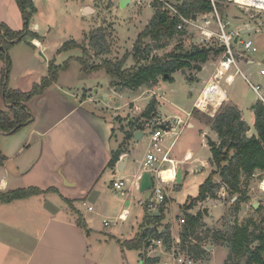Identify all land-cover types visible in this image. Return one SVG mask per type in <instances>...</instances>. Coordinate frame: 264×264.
<instances>
[{"label": "crops", "instance_id": "crops-1", "mask_svg": "<svg viewBox=\"0 0 264 264\" xmlns=\"http://www.w3.org/2000/svg\"><path fill=\"white\" fill-rule=\"evenodd\" d=\"M32 1L37 12H39L40 9L36 6V0ZM119 1L121 2L122 0ZM17 4V0H0V23L5 24L13 31L20 32L23 30L24 19L21 9L18 8ZM81 10L82 12H88V10H91V12L97 11L93 8L92 3L84 4L81 6ZM36 15L31 20L29 30L36 33L37 37L33 38L32 36H28L27 38H30V43L27 42L28 39H24V42L22 41V43L16 44L10 51H15L16 47L23 43H29V50L32 48L35 50L42 48L48 49L46 42L52 29L45 30L44 33L35 31L39 29V25L35 22ZM224 21H228V19L225 18ZM229 22L230 25H234L237 29L239 28L241 33L247 31L248 34L252 32L251 28H244L243 21L240 19L236 21L229 19ZM59 50L45 58L46 64L44 65L45 73L43 78L48 76L49 63L56 60L57 55L60 57ZM220 60L221 55L215 57L214 60H208L201 66V71L192 74L194 79L197 80V85L203 87L202 91L208 84L214 83V75L218 70ZM23 61L27 66L30 64V53H25ZM245 62L249 66L255 60L250 58V60L243 61L242 63ZM3 67L5 66L2 62L0 64V110L8 112L12 106L6 103L3 94ZM71 68L72 66L70 64L68 70L59 73L58 81L49 87L48 90L24 104L31 115L29 123L16 132L7 133L0 131V135L6 137L20 133L16 135L17 137L14 138L12 144L6 141L1 145L0 193L28 188H38L45 192L41 195L17 200L12 203L0 204V264H146V254L148 253L146 245L141 250H129L122 248L121 242L132 240L140 232L155 228V224H147L146 219L151 216L147 215L142 206V203L149 197L146 192H142L144 173L149 172L150 167L155 168L157 166V164L154 166L146 165L147 156L152 150L147 149V153H145L143 159L139 162L140 166L136 172L133 171V168H130L131 158L135 150L134 147L143 140L147 131L143 127H138V123L136 122L138 120L137 118L133 119L132 117L127 127V122H121L118 117L120 114H113L111 112L112 109L109 108L110 113L105 110L107 114L98 111V108L102 107L97 103V99L95 98V95L99 93L98 90L93 93L95 97H91L90 89L88 88L83 87L81 90L75 92L74 85H60L62 83V75L68 73ZM11 70H14V64H12ZM81 71L82 68L80 67L79 78L82 74ZM16 74L17 71L15 70L14 75ZM235 75V73H228L227 76L233 77L232 81L227 83L225 76L218 84L219 91L217 93H220V96L223 93L225 98L220 104L217 103L218 105L216 103L210 105L209 112H211L208 116L213 118L223 104H231L240 111L241 119L249 127L247 136H257L253 107L259 100L251 106H247L244 97L240 93L228 91V89L235 85L238 79ZM187 78L189 81L194 80L189 79V76ZM109 85L112 88L113 81L111 78ZM18 87H13L11 91L28 93L30 90V88L18 89ZM64 88L72 91L66 92ZM50 89L52 90L50 91ZM202 91L197 96L192 110L190 109V111L186 112V114L192 113V117L188 118L185 115L184 119H181V121L186 120L183 123L186 128L193 129L198 123L199 126L206 124L212 127L206 121H201L202 117L205 118L203 115H207L205 112L201 114V118L195 117L196 113L197 115L199 114L197 109H195V104ZM160 93L162 97L156 100L158 104L155 106L157 112L154 119L166 122L167 120L164 119L163 115H160L158 109L162 100H165L164 93L162 91ZM218 94L215 95V98H217ZM68 98H72L73 101L70 102ZM136 103L135 108L140 107L138 102ZM124 108L125 105L120 106L117 111L124 110ZM246 111L251 113L249 119L245 118ZM37 112L41 113L39 118L37 115L40 113ZM141 120L143 118L139 120V123ZM131 124H136L137 127L131 129ZM179 126L176 127L178 128ZM138 132L139 137L136 140L135 134ZM180 133L176 132L175 141ZM214 133L216 134V139L211 136H206L207 141L205 140V144L210 152L209 162L203 161L202 164L195 166V164L199 161L202 162V160L195 158L194 152L191 149L187 150L184 158L177 156L173 153V143L172 146L167 147L171 149L169 155L171 162L166 167L159 168V170L172 169L171 176L173 179L167 180L168 186L163 185L167 192V203L164 219L161 223L162 227L159 229L168 228L173 242L181 240L182 226L179 221L182 216L185 217V214L196 216L207 209L208 216L203 213V226L209 230H220L226 221L231 222V218L227 216L229 210L233 213L234 223L236 221L241 225L250 219L247 217L248 213L246 212L248 205L254 208L253 203L256 199H260V207L264 204L262 184L259 185L260 191L258 193L252 187L251 190L256 193L255 196L252 192H249V184L250 182H254V177H251L243 187L247 191L246 198H248V201L240 204V210L237 215L234 213V210L238 196L233 198L232 206L228 207L225 197L230 195V193L223 186L216 193L217 199L208 198L204 202L195 204L191 210L185 213L184 206L188 204L189 198H195L188 197L183 205H179L180 215L176 217L177 221L167 219V214L171 211L169 204H171V201H174L170 196V192L176 190L179 185L176 182L177 172L181 170L182 182L184 181V177L192 172L193 167H196L195 170L198 171L204 167H209L211 174L212 166L210 162L212 153L209 141L219 143L218 134L215 131ZM129 134H133V136L130 140H126ZM117 151L121 152L119 161L125 157L128 159L125 167L123 166V172H119L117 168L119 161L115 167H109L113 154ZM254 174H259L262 178L264 176L262 172H256ZM119 180L125 181V188H128L127 190L125 188L120 191L114 190V182ZM214 180L218 183L220 182L219 177H215ZM109 181L111 182L110 189L106 184ZM111 190L117 192L123 198L124 202L121 203V206L113 210V212H117L118 210L117 220L121 224H125L132 219L133 222L135 221L134 223L132 222V225L137 224L138 229L135 233H132L131 237H123L122 232L119 230L109 235H104L94 227L96 220L100 216L104 217L105 214L103 213L110 210L108 205L100 208L99 204L101 198H104L105 194ZM137 192L143 193L144 199L140 200L138 204H135ZM129 198L132 200H129ZM209 203L214 204V207H217L218 204L224 207V214L221 218L216 219L212 216L211 208L207 206ZM139 204H141L143 210L141 217L136 212L137 207H140L138 206ZM89 208H91V211H89ZM75 210L79 211L80 215ZM101 212L103 213L101 214ZM122 215L123 219L121 220L120 216ZM80 216H82V220L86 225V230L78 224ZM124 217H126V220ZM104 222L109 221L104 219L103 224ZM217 222L221 224L218 227L219 229L207 227V225H216ZM205 245L206 248L203 251H205L206 256L203 264H212L214 247H228L227 244L216 243L211 237L207 241L205 240ZM229 255L230 250L228 257ZM154 256L161 257L162 259L166 257L162 249L157 250ZM228 257L226 255L225 258L227 259H224L226 260L224 261L225 263Z\"/></svg>", "mask_w": 264, "mask_h": 264}, {"label": "rangeland", "instance_id": "rangeland-1", "mask_svg": "<svg viewBox=\"0 0 264 264\" xmlns=\"http://www.w3.org/2000/svg\"><path fill=\"white\" fill-rule=\"evenodd\" d=\"M156 0H129L126 4L122 5L119 0H36V6L39 7V12L36 14L35 22L39 25V29L35 30L41 33H44L45 30L52 29V32L48 36L47 46L48 49H37L34 48L28 49L30 38L26 44L18 45L15 51H10L9 58L11 63L14 64V70L10 71L9 80H8V89L11 90L13 87H18V89H29L31 92L35 85L40 84L43 75L45 73L46 64L45 58L50 56L52 53H56L57 50L62 48L64 44L69 41H75L80 45H84L89 54L84 55L80 50H71L68 52H59L61 55L56 56V60L53 62L57 65H63L66 61L74 58H84L87 62L89 68L92 66H102L105 62L112 64H117L123 62L124 69H130L134 66L135 62L130 54L137 42L139 36L145 30V28L150 24L155 11L152 8V3ZM174 5L181 4L176 0H168ZM184 1V0H181ZM93 4L96 12H82L81 6L84 4ZM217 12L221 19L227 18L226 23H230L229 19L236 21L240 19L243 21L244 28H251V33L242 35L240 38L242 40H253L255 46L258 48V52L252 55H249L250 58L254 59L255 62L252 65H247L245 63H240V69L242 74L235 75L238 77L235 85L228 89L229 92L240 93L244 97L245 104L251 106L253 103L260 100V97L256 94L255 91L248 84L246 79L250 81L253 85H260L262 87V96L264 97V75H261V71L264 70V11L258 8H250L235 4L234 2H227L226 0H217ZM18 8L20 6L17 4ZM214 7V6H213ZM215 8L212 13H204L196 16L194 23L196 25L185 24V29L187 35L184 37H176L172 40H167L162 43V45H156L150 40H146L147 44L154 46V51L152 53L153 57L166 58L169 54L175 52L180 48V50L189 51L194 47L206 48L205 45H209L216 41L213 39L210 43H200L204 38L201 37L199 27H204V29L212 31L216 34L220 32L219 24L217 21V15L215 14ZM225 17V18H224ZM24 29V26H22ZM230 30L235 32H240L239 28H235L234 25L229 26ZM104 36V42L101 43L102 48L105 47L106 52L99 53L91 46L92 38H100ZM197 38L199 45H194V40ZM24 42V41H23ZM22 43V42H21ZM26 46V47H25ZM182 46V47H181ZM46 47V46H45ZM13 48V47H12ZM11 48V49H12ZM18 48V49H17ZM29 50V51H28ZM43 52V53H42ZM25 53H30V64L27 66L24 63ZM74 56V57H73ZM72 57V58H71ZM215 57H210L209 60H214ZM74 61V63H72ZM71 61V70L68 73L62 75V83L60 85H74V91L81 90L83 87L90 89V96L97 99V103L101 105V108H98V111L103 112V114L110 113L109 108L112 109L113 114H120L118 116L121 122H127L126 126L128 127L129 120L132 119H141V115L146 111L148 105L152 101H156L157 98H161V91L164 93L165 100H162L159 104L158 109L160 115L164 117L167 121L174 122V118L179 117L184 119L186 112L192 110L193 104L202 91L203 87L197 85V80L194 79L189 81L187 76L182 73V71H177L173 74L174 81L169 82L160 78L158 84L152 88L143 86L139 90L133 92L129 89H124L120 86L113 84L110 88V76L104 71V69L98 70H86L85 67L73 60ZM52 62V61H51ZM59 63V64H58ZM2 64V62H0ZM50 65V63H49ZM5 66V65H4ZM87 66V65H86ZM87 66V69H89ZM202 66V65H201ZM80 67L82 68L81 77L79 78ZM4 68V67H3ZM70 68V67H69ZM15 70L17 74H15ZM187 75H191L197 71L191 70L186 71ZM235 73V69L231 71ZM113 81V80H112ZM53 89V88H52ZM50 89V91L52 90ZM48 90V89H47ZM98 90V95L94 96V92ZM64 91L70 92L67 88H64ZM72 102V98H68ZM140 107L135 108L137 103ZM119 104V106H118ZM158 102L156 101V105ZM125 105L124 110L117 109ZM66 107V106H64ZM156 109V108H155ZM106 110V111H105ZM135 110H137L135 112ZM43 112V111H41ZM157 112V109H156ZM199 113L195 115L197 118H201L204 114L203 111L197 110ZM211 112V111H210ZM40 113V112H37ZM205 114L210 115V113L205 112ZM212 114V113H211ZM41 115L38 114L39 118ZM251 113L245 112V118L249 119ZM122 116V117H121ZM187 117V116H186ZM192 117V115H191ZM210 117V116H209ZM143 118L142 121H144ZM206 121L203 117L201 121ZM183 121V120H182ZM186 121V120H185ZM183 121V123H185ZM142 124V123H141ZM183 129V130H181ZM177 132H181L175 141L176 133H168L165 136V145L166 147L172 146L173 153L177 156L184 158L187 154V150L191 149L194 152L195 158H199V161L195 166L202 164L203 161L209 162L210 152L205 144L206 136H211L216 139V134L214 130L209 125L201 124L193 128H186L184 124L177 128ZM14 134L10 137L0 135V149L2 148V143L9 142L12 144L16 135ZM178 134V133H177ZM208 138V137H207ZM150 138L146 134L137 145L134 147L133 156L131 158L130 168H133V171L136 172L139 169L140 161L143 159L147 149H151ZM191 166V164H189ZM158 167L155 166V168ZM196 167H193L192 172L188 174L185 173L184 181L181 185H178L176 190L171 191V197L174 201H171L169 207L171 209L170 213L167 214V219L171 221H177L176 217L180 215L179 205H183L188 197H196L199 193V187L203 181L209 176L210 168H202L201 170H195ZM213 170V167H211ZM171 170H162L160 169L157 174H153L155 183L161 182L164 186H168L167 180H172ZM212 172V171H211ZM256 177H252L254 182H250L249 192H252V187L256 189L257 193L259 190V185L262 184L264 176L255 174ZM247 179H243V187L246 184ZM110 181L107 182V186L110 189ZM125 188V187H124ZM170 188V187H169ZM128 188H125L127 190ZM255 196V192H252ZM233 195H227V206H232V200L235 197ZM144 199V194L137 192L135 204ZM129 200H132L129 198ZM260 199H256L253 203L256 204ZM123 198L118 195L115 191H109L105 194L104 198L100 200V208L108 205L109 211L101 212L105 214L104 217L100 216L94 227L101 231L104 235H109L114 231L119 230L122 232L123 237H131L132 233L137 231V224L132 225L133 220H129L125 224H121L117 220V212H113L115 208L121 206ZM170 203V202H169ZM136 209V212L140 215L143 214L142 206L139 204ZM211 208V214L216 219L221 218L224 214V207L220 204L217 207H214V204H207ZM226 206V207H227ZM233 208V207H232ZM84 210V209H81ZM246 212L248 218H253L257 222H260L262 219V214L257 213V210L252 208L250 205L246 207ZM231 218V223L234 224V216L231 210L227 214ZM184 217V216H182ZM181 217V218H182ZM227 217V218H228ZM106 219L110 222V225L106 227L103 224V220ZM135 222V221H134ZM133 222V223H134ZM220 223L217 222L216 225L208 226L209 228L214 229L220 227ZM124 226V227H123ZM232 226V225H229ZM230 228V227H229ZM224 230L225 227H224ZM202 246H206L205 242ZM229 249L226 246L214 247L212 254V264H224L228 257ZM205 259V257H204ZM234 264V263H231Z\"/></svg>", "mask_w": 264, "mask_h": 264}, {"label": "trees", "instance_id": "trees-1", "mask_svg": "<svg viewBox=\"0 0 264 264\" xmlns=\"http://www.w3.org/2000/svg\"><path fill=\"white\" fill-rule=\"evenodd\" d=\"M176 1L178 3L182 2L176 5V9L185 19H193L199 14L212 13L214 10L213 4L209 0ZM17 3L23 15L24 29L17 32L11 30L5 24L0 23V60L5 65L3 68V94L6 103L12 106L8 112L0 110V131L7 133L16 132L29 123L31 115L24 104L34 97L42 95L49 87L56 83L59 79V73L68 70L73 60L80 62L86 70L104 69L107 75L113 80L114 85L135 92L143 86H147L148 88L156 86L160 78L173 82L174 79L172 76L177 71H201V65L205 64L211 56L217 57L223 53V49L220 48L194 47L189 51L180 50L179 48L166 56V58L153 57L154 46L147 44V39L156 45H162L164 41L187 35L186 30L179 31L177 29L181 23L179 17L172 14L170 10H167L164 3L155 1L152 3V8L155 10L154 16L150 24L139 36L130 53L135 62L134 66L130 69H124L123 62L117 64L105 62L102 66L97 65L89 68L84 58L70 59L63 65H57L52 61L49 65L48 76L43 78L40 84L35 85L31 92L22 93L19 91H11L8 89V80L12 63L8 53L13 46L22 42L27 36L37 37L36 33L29 30L31 20L37 13L33 1L17 0ZM102 42H104V36L100 40L92 38L91 46L99 53H104L106 49L105 47L102 48ZM71 50H80L84 55L89 54L84 45H80L75 41H69L64 44L59 52H68ZM86 65L89 69H87ZM189 79H194L192 74L189 75ZM155 106L156 101H152L141 117L147 120L153 119L156 116ZM253 110L255 113L257 136L252 137L247 136L249 127L241 119L240 111L231 104H223L213 118L208 115H203L207 118L206 122L218 134L219 143L209 141L212 153L210 164L213 170L207 180L201 185L198 196L189 198L188 204L184 206L185 213L191 210L195 204L204 202L208 198L217 199L216 193L223 186L228 189L233 197L238 196L234 210L236 215L240 210V204L248 201V198H246L247 191L243 189V179L248 180L256 172L264 173V102L259 100L253 107ZM136 122L138 123V127L141 128L139 119ZM131 127V129H134L137 125L131 124ZM132 136L133 134L127 135L126 140H130ZM120 155V151L113 154L109 167L116 166ZM215 177L220 178L219 183L214 180ZM43 193L45 192L38 188L0 193V204L12 203ZM166 203L165 201L162 204L159 214H155L146 219L147 224H155V228L152 230H144L134 239L121 242V247L129 250H141L147 245L146 240L149 234L156 232V237L163 239L166 247L170 248L173 241L169 229H159L162 227L161 223L164 219ZM75 212L80 215L79 211L75 210ZM257 213L262 214L260 222H257L253 218L248 219L241 225L236 221L234 224L226 221L220 230L207 229L206 236L204 237H201L198 233L199 229L204 228L202 224L204 214L202 212L196 216L185 214L187 224L183 226V231L181 232L182 243L184 245L187 242L190 243L191 237L197 243L207 241L211 237L216 243L228 245L230 255L225 264H264V204L257 210ZM78 224L86 230L82 216H80ZM224 227L226 230H224ZM191 251H194L196 258L204 259L206 256L205 251L199 245L193 246Z\"/></svg>", "mask_w": 264, "mask_h": 264}, {"label": "built area", "instance_id": "built-area-1", "mask_svg": "<svg viewBox=\"0 0 264 264\" xmlns=\"http://www.w3.org/2000/svg\"><path fill=\"white\" fill-rule=\"evenodd\" d=\"M160 3H164L165 8L167 10H170L172 14L179 17L181 20V23L178 25L177 29L179 31H182L185 29V24L190 25H196L194 21L196 19H185L181 15L180 12L176 9V5L171 3L168 0H156ZM214 8H215V14L217 15V21L219 24L220 32L218 34L204 29V27H199L201 37L204 39L201 40L200 43H210L213 39H216L215 42L210 43L209 45H205L206 48H220L223 49V53L221 54V60L218 65V70L216 74L214 75V83L208 84L204 90L202 91L200 97L197 100V103L195 104V109L203 111V112H209L210 105L217 104V100L221 97L219 91L218 84L224 79L226 76V81L231 82L233 77L227 76L228 73H230L233 68L235 69V74H242V70L240 69L239 64L243 61L250 60V56L252 54H255L258 52V48L255 46L253 40H242L240 37V32H235L234 30H230L229 23H226L220 18L217 10H216V3L217 0H209ZM227 2H233V0H226ZM204 14V13H202ZM200 15V14H199ZM198 15V16H199ZM195 38L194 45L197 46L200 44ZM261 74L264 75V70L261 71ZM247 82L250 84L252 89L256 92V94L260 97L262 101H264V98L262 96V87L259 85H252L250 81L247 80ZM217 84V85H215ZM217 95V98H215V95ZM192 113H187L186 116L190 118ZM141 127H143L148 134L150 138V144H151V153L147 156V162L146 165L154 166L157 164L158 168H149V172L152 174H157L159 171V168H164L166 165L171 162L169 155L171 149H168L165 145V136L168 133H176L177 127L183 122L179 118H175L173 124L172 122L166 121L162 122L157 119H151L144 121H140ZM139 123V124H140ZM165 127V128H164ZM256 175L253 174L252 177H255ZM154 180V177H153ZM126 183L124 180H119L114 182V190L120 191L125 187ZM167 200V192L166 188L163 186L161 182L155 183L153 181V185L150 188V193L148 199L142 203L143 209L146 211L148 216H153L155 214H158L162 204ZM264 203V199H263ZM89 211H91V208H89ZM120 219H123V215L120 216ZM180 225L183 226L187 224L186 218L183 217L180 219ZM109 222H104L105 226H109ZM206 228L199 229L198 233L201 237L206 236ZM156 232H152L149 234L147 238V249L148 253L146 254V264H203V260L201 258H196L194 251H191V248L195 245H199L200 248L205 249V246H202V243H197L194 238H190V243L187 242L185 245L182 243V240H179L178 242H172L170 248L166 247L164 244L163 239H159L156 237ZM162 249L163 253L165 254V258L162 259L161 257L158 258V256H154L156 254V251Z\"/></svg>", "mask_w": 264, "mask_h": 264}, {"label": "water", "instance_id": "water-1", "mask_svg": "<svg viewBox=\"0 0 264 264\" xmlns=\"http://www.w3.org/2000/svg\"><path fill=\"white\" fill-rule=\"evenodd\" d=\"M127 2H129V0H122V1H121L122 5L126 4ZM87 13H91V10H88ZM245 34H247V31L241 33V35H245ZM182 73H183L184 75L188 76L186 70H182ZM164 128H165V127H164ZM138 137H139V132L135 134V138H136V140H138ZM127 160H128V159L125 157V158H123L122 160H120V161L118 162V164H117V168H118L119 172H123V166L125 167V163L127 162ZM143 177H144V178H143V184H142V192H146V193L149 195V193H150V188L152 187V185H153V181H154V180H153V176H152V174H151L150 172H145ZM176 177H177V178H176V182H177V184L180 185L181 182H182V172H181V170H179V171L177 172V176H176ZM262 190H264V180H263V182H262ZM260 205H261L260 202L254 204V209H255V210H258L259 207H260ZM203 213H204L206 216H208V210H207V209H205V210L203 211Z\"/></svg>", "mask_w": 264, "mask_h": 264}, {"label": "bare ground", "instance_id": "bare-ground-1", "mask_svg": "<svg viewBox=\"0 0 264 264\" xmlns=\"http://www.w3.org/2000/svg\"><path fill=\"white\" fill-rule=\"evenodd\" d=\"M233 2L235 4H238V5H241V6L250 7V8H258L259 10L262 9L264 11V0H233ZM36 44H38V42H36ZM224 98H225L224 94L221 93V99L217 100V103L220 104V102ZM124 218L126 220V217H124Z\"/></svg>", "mask_w": 264, "mask_h": 264}]
</instances>
